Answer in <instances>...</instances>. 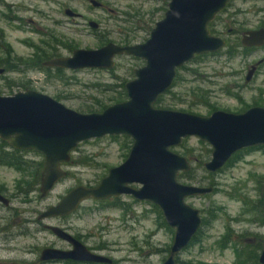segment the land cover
Segmentation results:
<instances>
[{"label": "rangeland", "instance_id": "374dc122", "mask_svg": "<svg viewBox=\"0 0 264 264\" xmlns=\"http://www.w3.org/2000/svg\"><path fill=\"white\" fill-rule=\"evenodd\" d=\"M98 1L101 7L92 6L89 0H0V30L15 65L12 70L0 66L3 69L0 95L33 89L81 113H90L86 108L95 105L97 100L106 107L116 103L119 97L120 101L126 100L121 87L105 88L133 79V69L144 64L140 58L121 55L115 58V66L110 70L63 69L60 73L52 70L50 75L18 62L19 59L32 60L36 48L44 50L48 44L55 45L60 55L67 56L75 48H98L106 43L104 40L122 44V40L128 38L131 44L141 43L149 37L154 23L163 17L168 2ZM66 8L80 16L66 15ZM90 21L96 22L98 27L91 28ZM262 24L264 0L229 1L208 24V30L212 31L209 32L224 38L227 46L198 55L199 58L178 69L171 93L164 94L161 103L155 106L199 115H208L214 109L240 112L255 101L264 106V46L244 51L240 43L244 30ZM229 46H232L233 56L227 54ZM4 54L0 52V58H6ZM252 64H257L256 73L246 84L244 76ZM130 146L131 139L125 135H105L78 143L70 160L62 164L66 177L45 197H40L38 190L26 194L17 189L21 184L25 190L28 181H33L26 171L0 166V188L10 198L8 207L0 205V264H38L43 248L51 244L67 248L65 241L41 226L36 232L35 224L28 221L36 219L47 206L56 204L73 187L97 184L110 167L126 158ZM171 150L185 156L194 169L193 179L178 175L181 183L204 186L213 183L217 187L209 194L185 199L200 211L206 222L195 241L176 255V264H234L237 256L233 246L238 243L235 242L237 234L251 237L254 234L251 232H256L260 240L253 243L264 247V226L258 227L251 221L255 213H247L246 205L250 206L245 203V200H256L255 180L264 176V148L244 152L210 176H206L208 171L199 165L201 159L205 162L210 158L211 148L207 143L188 137ZM23 155L32 170L43 162V155L34 150ZM114 199L89 198L74 213L43 222L58 225L78 236L91 251L112 259L111 264H162L174 229L166 224L154 204L123 194L116 198L121 206L115 207L111 205ZM227 234L226 246L220 247L219 240Z\"/></svg>", "mask_w": 264, "mask_h": 264}, {"label": "water", "instance_id": "95a60500", "mask_svg": "<svg viewBox=\"0 0 264 264\" xmlns=\"http://www.w3.org/2000/svg\"><path fill=\"white\" fill-rule=\"evenodd\" d=\"M229 1L168 0L163 17L154 23L149 37L141 43L109 41L95 49L75 48L70 55L43 61L42 65L49 68L110 70L117 56L142 59L144 64L133 69L134 78L124 83L127 99L99 112H78L33 89L0 95V140L13 149L34 150L43 155L41 197L47 196L66 177L62 164L70 160L78 143L105 135H125L131 139L127 156L120 164L110 167L97 184L70 189L56 204L41 211L39 219L70 215L89 198L106 200L130 195L156 205L166 224L174 229L162 264H176V255L187 247L202 223L200 211L185 199L209 194L213 186L181 183L178 175L190 171L192 164L171 148L188 137L207 143L211 154L203 166L215 173L238 151L264 146L263 106H252L239 113L216 109L208 115L155 106L158 98L171 89L179 68L195 56L225 47L226 40L210 33L208 24ZM89 2L95 7L102 6L98 0ZM64 13L79 16L70 8ZM89 26L95 29L98 24L90 21ZM240 43L245 47L264 45V28L242 32ZM255 69V64L249 68L246 81ZM0 201L8 205V199L1 194ZM45 227L71 248L45 247L40 253L41 260L112 263V259L91 251L62 227L50 224ZM259 260L264 264V249Z\"/></svg>", "mask_w": 264, "mask_h": 264}, {"label": "trees", "instance_id": "16d2710c", "mask_svg": "<svg viewBox=\"0 0 264 264\" xmlns=\"http://www.w3.org/2000/svg\"><path fill=\"white\" fill-rule=\"evenodd\" d=\"M165 1H167V0H165ZM149 20L151 21V18H149ZM146 24H147V22H146ZM208 28H209V25H208ZM210 32H212V31L210 30ZM104 41L105 42H109L108 40H104ZM6 43L7 42L4 39V35L2 33V30H0V52H3V53H5L4 55H7L6 58H4V57L0 58V66L4 65V66H6L7 70H12V69H15V68H13V67H15V65L11 61L10 48H9V45L6 44ZM122 44H131V40L128 39V38H124L122 40ZM3 46H6V48H3ZM226 46H227V42H226ZM230 48H232V46L231 47L229 46V48L227 50V54L229 56H233V53H231ZM243 50L246 51L247 48H244ZM58 55H60V54L58 53V51L56 49V46L48 44L46 46V49H44V50H42L39 47H37L36 48V54H35V56H34V58L32 60L19 59L18 62L21 63V64H25V66L33 67V69H36V70H39V71H43L47 75H50V72L52 70H54L55 73H60V72L63 71V69H61V68L44 67L42 65V62L44 60H46V59H49V58H52V57H55V56H58ZM196 58H199V56H195L193 61ZM183 67H184V65L181 68H183ZM176 78H177V75H176ZM124 83L125 82L122 81V82H119L118 84H113V85L109 84V85H107V88H105V89L106 90H108V89H112L113 90L114 87L115 88L116 87H121L122 88V97H124L125 93H126V91L124 89ZM169 93H171V90H168L165 94H169ZM163 95H161L158 98V100L156 101L157 104L161 103ZM201 97L204 100L203 95ZM120 100H121V97L117 98L115 102L120 101ZM105 107H106V105L104 103H100V101L97 100L95 102V105L88 106V108H86V109H87L88 112H96V111L103 110ZM7 145L8 144L5 141L0 140V165H5V166H8V167H12V168H15V169L20 170V171H26L30 175V177H32L31 178L32 180L35 181V178L37 180V178H38L37 174H38L39 168L41 167L42 162L38 164V167H36V169L33 168V170H32V166L29 164V162L27 160H24L20 156V154L18 153L17 150H15V149L11 150V151L7 150ZM260 148H264V146L260 147ZM260 148H253V149H260ZM250 150H252V148H244V149L238 151L237 153H235L231 157V160L229 161V163H232L233 161L237 160L238 157H240V155H242L244 152L250 151ZM203 163H204V159H201L199 161L200 168H203ZM193 170L194 169L192 167L190 169V171L185 172V173H181L180 176L181 177H185L187 179H193V177H192ZM211 174H213V173L207 172L206 176H210ZM255 181H256L255 189H257L256 190L257 199L255 201H252V202H250L249 200L248 201L245 200V203L246 202L251 203V207H252L253 210L255 209L257 211H263V207H264V176H259L258 178H256ZM31 182L32 181H30V182L28 181V184L30 185ZM22 187L23 186H21V184H19L18 188H19L20 192H23V188ZM111 205L115 206V207H120L121 203L118 201V199L115 198ZM154 208H156L157 212L161 216V211L159 210V208L156 205H154ZM199 234H200V230H198L197 234L194 236V238L192 239L191 242L195 241V239L198 237ZM219 245H220V247H224V246H226V242H219ZM239 259L240 258H238V260ZM247 259H248V257L243 258V260H241V261L244 264H246ZM95 264H97V263H95Z\"/></svg>", "mask_w": 264, "mask_h": 264}, {"label": "flooded vegetation", "instance_id": "af4514ba", "mask_svg": "<svg viewBox=\"0 0 264 264\" xmlns=\"http://www.w3.org/2000/svg\"><path fill=\"white\" fill-rule=\"evenodd\" d=\"M80 16V15H79ZM78 17V16H77ZM261 27H263L264 28V24H262L261 25ZM261 27H258V28H261ZM258 28H255V29H258ZM247 30H249V29H247ZM244 31H246V30H244ZM243 31V32H244ZM241 37V36H240ZM107 43V42H106ZM225 46H226V44H225ZM262 46H264V45H262ZM262 46H258V47H262ZM244 48H252V47H256V46H252V47H245V46H243ZM58 56H63V55H58ZM58 56H55V57H58ZM47 60V59H46ZM45 61V60H44ZM260 62H263V60H260ZM43 63V62H42ZM253 65V64H252ZM252 65H250L249 66V68L252 66ZM256 66H257V64H255ZM249 68L246 70V74H247V71L249 70ZM87 69V68H86ZM180 69V68H179ZM256 73V69H255V71H254V73H253V75H252V77H251V79L253 78V76H254V74ZM246 74H245V76H246ZM245 76H244V80H245ZM176 78V77H175ZM251 79L249 80V81H251ZM249 81H246L245 80V83L247 84ZM240 87V86H239ZM252 106H260L259 105V103L258 102H254L253 103V105ZM252 106H247L244 110H242V111H240V112H243V111H245V110H247L248 108H250V107H252ZM264 107V106H263ZM214 110H216V109H214ZM213 110V111H214ZM231 112V111H230ZM239 113V112H238ZM260 147H263V146H254V147H249V148H252V150H253V148H260ZM7 150H14L13 148H11L9 145H7ZM15 150H17V149H15ZM18 151V153L20 154V156L21 157H24V155H23V153H25V152H28V151H30V150H17ZM239 158V157H238ZM231 160V158L229 159V161ZM229 161L226 163V165L229 163ZM0 166H5V165H0ZM204 167V166H203ZM41 169H42V164H41V167L39 168V171H38V174H37V176H38V178H37V180L39 181V184H40V176H41ZM37 180H36V178H35V181L33 180L31 183H30V185L27 183L26 184V188H25V190H24V187L25 186H23L22 188H23V192L25 191V193L27 194V193H29V192H35V191H39V184H38V186H37ZM211 185L213 186V191H216V189H217V187L215 186V185H213V183H211ZM17 189H19V188H17ZM255 189V188H254ZM256 190L257 189H255V193H256ZM5 190L3 189V188H0V194L1 195H3V196H5L7 199H8V205H4L1 201H0V205L1 206H3V207H8L9 206V204H10V198L9 197H7L6 196V194H5V192H4ZM39 195H40V192H39ZM41 197V196H40ZM256 199H257V194H256ZM248 201V200H247ZM249 206L250 207H247V205H246V212L247 213H251V212H254L255 213V218H253L251 221H253V223H255V225H257L258 227H262V226H264V214L262 213L263 211H264V208H263V211H257V210H253L252 209V207H251V203H249ZM41 213V211L37 214V216H36V219H30L29 221H28V223H32V224H35V231L36 232H39V227L41 226L43 229H45V230H48V231H50L49 229H47L46 227H45V223L43 222L44 220H46V219H39L38 218V216H39V214ZM200 217H201V220H202V223H201V226H202V224H204L205 222H206V218L204 217H202L201 216V214H200ZM57 218H61V217H57ZM51 225V224H50ZM64 229V228H63ZM201 229V227L199 228V230ZM64 230H66V229H64ZM67 231V230H66ZM51 232V231H50ZM198 232V231H197ZM52 233V232H51ZM233 234H234V232H232ZM251 233H254V234H252V236L251 237H243V235H239V234H237V239L235 240V242H238V243H235V246H233V248L235 249L234 251L236 252V256H237V260H235L236 262L234 263V264H244L241 260H243V258H246V257H248V259H247V261H246V264H263V263H261L260 262V260H259V257H260V254H261V251L264 249V247H261V244H254L253 243V241H255V240H260V238L258 237V235H260V234H258V233H256V232H251ZM197 234V233H196ZM75 236V235H74ZM56 237V236H55ZM78 240H80L79 239V237L78 236H75ZM57 238V237H56ZM194 238V237H193ZM192 238V239H193ZM236 238V237H235ZM257 238H259V239H257ZM59 239V238H58ZM192 239H191V241H192ZM227 239H228V234L227 235H225V236H223L222 238H221V240H219L220 242H227ZM61 240V239H60ZM62 241H64V240H62ZM81 241V240H80ZM190 241V242H191ZM66 242V241H65ZM246 242V243H245ZM67 243V242H66ZM229 243H231L230 241H229ZM250 243V244H249ZM67 248H61V247H59V246H56L55 244H51L49 247H56V248H60V249H65V250H67V249H70L71 248V245L69 244V243H67ZM188 246V245H187ZM186 248V247H185ZM169 252V251H168ZM40 253H41V250H40V252H39V256H38V258H39V260H40V262H38V264H44V263H62V264H95V263H86V262H80V261H73V260H70V259H66V260H50V261H44V260H41L40 259ZM238 258H240L239 260H238ZM176 259V258H175ZM112 263H113V260H112Z\"/></svg>", "mask_w": 264, "mask_h": 264}]
</instances>
